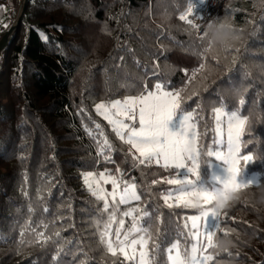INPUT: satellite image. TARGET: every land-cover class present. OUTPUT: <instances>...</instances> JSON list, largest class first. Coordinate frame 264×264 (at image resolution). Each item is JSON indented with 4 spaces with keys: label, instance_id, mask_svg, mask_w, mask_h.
Returning <instances> with one entry per match:
<instances>
[{
    "label": "trees",
    "instance_id": "1",
    "mask_svg": "<svg viewBox=\"0 0 264 264\" xmlns=\"http://www.w3.org/2000/svg\"><path fill=\"white\" fill-rule=\"evenodd\" d=\"M198 1L191 0L193 5ZM22 3L8 0L6 8L0 9V40L17 19ZM189 3L28 1L21 22L0 53V264H54L58 244L67 253L61 255L63 264H135L125 262L120 253L113 257L99 240L95 220L102 202L84 183L89 171L96 173V179L100 172L117 176L121 188L124 182L137 184L141 201L121 205L118 219L130 206H140L155 217L159 206L161 231L157 233L154 226L151 232L160 248L152 249L149 241L153 264H167V247L175 239L185 247L175 224L197 214L198 208L169 209L163 201L174 187L164 182L169 172L156 164L133 162L129 146L95 110L101 101L138 95L145 86L154 90L156 83L169 90L185 88V97L197 93L185 99L182 108L195 110L201 148L216 146L212 143L214 107H239L248 117L241 154H251L254 162L246 167L241 161L244 171L238 180L260 183L237 192L241 199L221 213L224 231L214 241L228 244L215 252L222 264H264V0H228L220 19H228L241 39L231 54L218 55L219 64L210 53L205 70L191 83L186 72L190 75L199 67L201 59L194 53L204 45L197 28L179 19ZM241 84L247 89L242 106L233 92ZM100 131L113 145L105 153L110 162L97 151L96 141L103 139ZM216 162L211 157L202 163L196 187H215L212 168ZM178 172L182 180L191 177L186 168ZM104 187L111 191V184ZM123 219L125 228L129 227L131 217ZM21 232L24 243L18 245ZM39 232L50 239L37 240Z\"/></svg>",
    "mask_w": 264,
    "mask_h": 264
},
{
    "label": "snow or ice",
    "instance_id": "2",
    "mask_svg": "<svg viewBox=\"0 0 264 264\" xmlns=\"http://www.w3.org/2000/svg\"><path fill=\"white\" fill-rule=\"evenodd\" d=\"M193 7L190 0L187 10L179 15V19L195 29L197 25L190 18ZM41 35L43 39L47 40L46 36ZM197 37L204 46L202 50H197L194 53L201 59L199 67L193 69L190 75L186 72L189 83L196 79L198 73L205 70L208 55L211 53L209 41L205 43L207 34L199 36L197 32ZM234 51L238 52L239 49ZM225 53L231 54V50L228 49ZM212 58L216 64H219L218 55H213ZM247 75L248 73H245V76ZM185 90V88L169 90L161 83H156L154 90L147 89L145 86V90L138 95L107 102L101 101L95 104V110L108 122L115 136L129 146V154L133 162L138 161L139 165L156 164L169 172V175L163 178L167 185L174 186L163 196L164 204L169 209L175 207L197 208V200L203 201V206L198 208L197 214L185 216L182 221L177 220L175 224L177 237L183 236L186 245L182 249L181 240L175 239L167 247V264H222L220 260L216 259L215 250L218 248V239L214 241L217 232L224 231L220 218L221 213L215 211L217 200L219 197L227 198L230 193H237L250 185L260 183L255 180L247 183L238 180L244 171L240 166L241 161L246 167L254 162L251 154H241L242 137L248 117L241 114L239 107L235 110H226L224 106L214 107L212 109L214 117L212 143L216 146L201 148L198 145L199 132L195 110L182 108L184 100L190 99L191 95H197V93L192 92L191 95L185 97L182 95ZM246 90L243 84L233 89L241 106L245 104L243 92ZM196 108H200L199 102H197ZM178 112L182 117L181 130L172 131L169 125ZM95 127L99 130L101 125L97 123ZM86 130L89 135L92 134L90 129L86 128ZM98 135L103 137L102 141H96L98 154H103V159L110 162L109 155L105 153L106 150L112 151L113 145L103 131H100ZM202 157L205 158L203 162ZM211 157L223 161L227 165L229 175L227 179L220 181V187H213L212 190L196 187V181L200 179L201 165L207 163ZM185 168L191 177H185L182 180L179 178L178 170ZM117 171L119 170L117 169ZM95 175L94 172H86L84 183L91 195L98 202H102L98 209L99 216L95 220V226L105 251L113 257L118 253L122 254L125 262L136 260V264H153L154 252L149 249V241L152 240V249L160 248V244L153 240L151 232L154 226L157 233L161 231L163 214L160 213L159 206L155 207L157 213L155 217L149 210L140 206H130L122 211L121 218L118 219L121 205H131L133 201H141V195L137 192V184L124 182L121 188V180L117 176L105 175V172H100L99 179H93ZM157 182L152 181L153 184ZM107 184H111V191L104 187ZM109 198L112 202L111 207ZM29 211L31 212L32 209L30 208ZM44 211L47 212L48 209L45 208ZM209 216L216 220L213 230L208 229ZM123 217H131L130 225L127 228H125ZM145 217L148 218L146 221H144ZM153 219L157 221L155 225H153ZM114 225L116 226L115 230H113ZM54 234L56 237H60L58 231ZM224 234L227 235V232ZM41 238L44 243L50 239V237H45L43 232L37 233V240H41ZM23 243V232H21L18 245ZM210 249L212 251H209ZM62 253H64L63 247L58 244L52 257L54 264H63Z\"/></svg>",
    "mask_w": 264,
    "mask_h": 264
},
{
    "label": "clouds",
    "instance_id": "3",
    "mask_svg": "<svg viewBox=\"0 0 264 264\" xmlns=\"http://www.w3.org/2000/svg\"><path fill=\"white\" fill-rule=\"evenodd\" d=\"M207 38L211 45V53L213 55H221L226 52V50L231 49L236 46V44L241 39L239 32L233 27L230 21L226 18L220 19L219 22L212 21L207 25ZM241 199L240 194L230 193L227 198L219 197L215 205V211L218 213L224 212L226 209L234 206L236 202ZM197 208L203 206V201L197 200ZM218 247L224 249L226 248L227 240H218Z\"/></svg>",
    "mask_w": 264,
    "mask_h": 264
},
{
    "label": "built area",
    "instance_id": "4",
    "mask_svg": "<svg viewBox=\"0 0 264 264\" xmlns=\"http://www.w3.org/2000/svg\"><path fill=\"white\" fill-rule=\"evenodd\" d=\"M227 2L228 0H199L196 3L191 16L197 15L198 17L194 24L197 25L199 36L206 33L209 22L214 20L218 22ZM13 23H15L14 20Z\"/></svg>",
    "mask_w": 264,
    "mask_h": 264
},
{
    "label": "rangeland",
    "instance_id": "5",
    "mask_svg": "<svg viewBox=\"0 0 264 264\" xmlns=\"http://www.w3.org/2000/svg\"><path fill=\"white\" fill-rule=\"evenodd\" d=\"M227 3H226V5H227ZM226 5H225V7H226ZM225 7H224V9H225ZM223 12H224V10H223ZM191 19L193 21H195L198 19V17L195 16L194 18H191ZM14 21H15L14 25H17L18 19H15ZM181 119H182V117L179 118L177 116H175L173 118V120L170 122V125H169V127L172 131H180L181 130V127H180L181 126ZM228 175L229 174L227 172V165L223 161L217 160V162L213 165V168H212V178H213V183H214L215 187H220L221 186L220 181L227 179ZM217 178H219V179H217ZM93 179H96V178L93 177ZM202 188H204V187H202ZM214 222H215V218L209 216L208 222H207L209 230H213L215 228ZM137 258H138V256H137ZM133 261H135V264H136V260H133Z\"/></svg>",
    "mask_w": 264,
    "mask_h": 264
},
{
    "label": "water",
    "instance_id": "6",
    "mask_svg": "<svg viewBox=\"0 0 264 264\" xmlns=\"http://www.w3.org/2000/svg\"><path fill=\"white\" fill-rule=\"evenodd\" d=\"M29 0H23V3L20 7V11H19V19H18V24L21 22L25 9L27 7V3ZM17 25H13L10 27L9 31L4 35V37L0 40V53L7 47L8 42H9V38L10 36L14 33V31L16 30V28L18 27Z\"/></svg>",
    "mask_w": 264,
    "mask_h": 264
},
{
    "label": "crops",
    "instance_id": "7",
    "mask_svg": "<svg viewBox=\"0 0 264 264\" xmlns=\"http://www.w3.org/2000/svg\"><path fill=\"white\" fill-rule=\"evenodd\" d=\"M7 1L8 0H0V9H5L7 6Z\"/></svg>",
    "mask_w": 264,
    "mask_h": 264
}]
</instances>
